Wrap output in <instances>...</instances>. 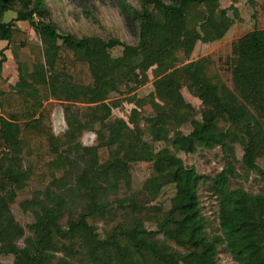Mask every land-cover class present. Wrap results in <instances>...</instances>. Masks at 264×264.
<instances>
[{"label":"trees","instance_id":"trees-1","mask_svg":"<svg viewBox=\"0 0 264 264\" xmlns=\"http://www.w3.org/2000/svg\"><path fill=\"white\" fill-rule=\"evenodd\" d=\"M221 1L140 0L135 8L127 0H115L136 33L137 43L130 45L118 38L59 33L44 0H0V42L8 49H25L29 34L17 23L28 22L42 49V60L31 70L19 66L16 91H0V146L4 148L0 152V264H5L2 258L10 257L13 264H221V247L240 250L239 264H264V192L253 194L232 186L233 180L242 177L236 164L246 178L255 174L264 182V168L258 162L264 158V30H254L233 44L231 87L210 73V58L184 64L195 42L173 39L200 13L199 40L205 44L223 40L234 19L221 8ZM248 1L264 9V0ZM231 9L236 18L235 7ZM11 11L15 18L4 22ZM7 48L0 51V78ZM119 48L121 55L114 57L112 51ZM89 53L99 58L96 69L91 67ZM150 71L158 78L170 75L198 99L201 119L190 103L173 101L171 86L161 85L154 92L159 109L175 118L177 125L171 119L141 115L144 103L131 97L133 139L119 143L108 131L120 106L111 97L122 88L133 92L144 87ZM56 103L68 126L59 136L52 126ZM186 124L192 127L189 134L180 130ZM86 133L96 135L95 146L83 144ZM237 145L242 147L241 159ZM218 147L225 167L214 177L199 175L178 156ZM26 150L33 163L24 168ZM79 162L84 163L76 179L80 210L70 208L64 192L53 190L58 184L56 174L71 172ZM137 163L153 168L143 190L110 201V191L130 188L131 166ZM105 171L116 178L107 189L96 175ZM49 179V188L21 204L34 217L26 235L12 205L30 180L45 184ZM201 184L208 185L218 204L217 235L208 231ZM61 185L65 187V182ZM169 187L174 189L170 208L154 212L151 204ZM117 210L123 211L124 219L103 237L90 220L105 219ZM59 245L72 251L58 257Z\"/></svg>","mask_w":264,"mask_h":264},{"label":"rangeland","instance_id":"rangeland-1","mask_svg":"<svg viewBox=\"0 0 264 264\" xmlns=\"http://www.w3.org/2000/svg\"><path fill=\"white\" fill-rule=\"evenodd\" d=\"M44 1L51 12V20L57 24L59 33L61 34H72L78 38L85 36H98L103 40L118 38L122 42L130 45H135L137 43L135 31L128 25V22L125 20V17L115 0ZM127 1L135 8L140 7V0ZM165 1L171 2L172 0ZM220 4L222 9H227V15L231 19H234L233 26L223 40L208 44L202 43L199 40L197 28L202 19L200 13L193 15L187 21L185 31L174 33L173 39L175 42H195L194 51L189 58V61H182L184 64L203 58H210L213 62L210 67V73L217 76L220 81L231 87L232 79L230 73V61L232 58L233 44L238 39L254 30H264V9L257 5L250 4L248 0H237L236 2H233L232 0H222ZM231 7H235L237 11L236 18L235 12ZM15 16V12H8L5 15L4 22H10ZM17 26L29 34V43L25 49H18L17 47L11 48L10 50L13 54L7 52L5 55L8 57H12L11 54L17 55L18 60L15 61L16 65L11 63V67L17 69L19 67L18 64H22L31 70L36 62L42 60L40 39L31 29L28 22H18ZM6 48L7 44L0 42V51ZM121 53L122 48L112 51L114 57L120 56ZM89 55L91 67L92 69H96L99 65V58L93 53H89ZM161 85L171 86L173 91V101L175 103H190L197 110V119H201L200 113L203 108L198 99L193 97L185 88L175 82L170 75L167 74L158 78L152 74V71H150L149 82L144 87L138 88L133 92H128V89L122 88L120 93L114 94L111 97L112 101L120 103V106L114 111V116L108 125V131L115 134L119 143L129 142L133 139V126L129 123V118L135 105L129 103L131 97H136V99H139L144 103L141 115L157 116L163 120L171 119L174 121L175 125H177L175 118L162 114L159 109V101L154 96V92L155 88ZM58 105L60 104L58 103ZM141 125L147 129V125H145L143 121H141ZM180 130L184 134H189L192 127L190 124H186L182 126ZM173 135L174 133L171 134V137H173ZM145 140L150 142L151 138L146 135ZM82 142L86 146H95L97 144V137L93 133H86L83 136ZM156 146H164V144H156ZM236 155L238 159H241L243 156L242 147L240 145L236 146ZM178 156L184 160L187 166L194 167L199 175L204 177H214L225 167L224 155L220 147L214 150L199 149L195 154L178 153ZM24 157L25 160L23 165L24 168H26L30 163H33V157L29 155L27 150ZM51 158L48 157V159ZM258 162L260 166L264 168V158L259 159ZM83 167L84 163L79 162L74 165L71 172L68 170L64 174L62 172L56 174L58 184L54 186L53 190L64 192L69 205H72L70 207L72 209L78 207L80 210L81 199L77 196L78 191L76 188V179L81 173ZM236 167L239 173L242 174V177L233 180V187H243L246 191L253 194L264 192L263 181H261L255 174H249L246 178V174L240 168L241 166L236 164ZM152 173V164H133L131 166L132 181L130 188L121 186L118 188V191H110V201H114L116 198H127L134 193H140L143 190L145 181L150 175H152ZM96 175L106 189L108 187L111 188L116 183V178L111 171L98 172ZM51 181L52 180L49 179L45 184H40L37 181L30 180L24 190L19 191L17 194V199L12 205V211L17 221L25 229L26 235L30 234L28 225L34 221V217L31 214L32 211H24L21 204L25 201L32 200L40 191L43 192L49 188ZM62 182H65V187L61 185ZM208 188L207 184H201L199 192L200 201L203 213L210 225L208 231L211 235H217L219 234L218 204ZM173 197L174 189L171 187L166 188L157 201L151 204L152 210L154 212L167 211L170 208L171 199ZM122 219H124L123 211L117 210L105 219L97 218L90 220V222L95 223V226L99 228L104 237L106 232L110 231L115 224ZM148 226L151 228L150 224H148ZM70 251H72L71 247L62 245L57 246L58 257H64V255ZM242 259L243 255L238 249L225 250L224 247L220 248L219 260L221 264H239ZM2 261L5 264H13L14 259L12 257L2 258Z\"/></svg>","mask_w":264,"mask_h":264},{"label":"crops","instance_id":"crops-1","mask_svg":"<svg viewBox=\"0 0 264 264\" xmlns=\"http://www.w3.org/2000/svg\"><path fill=\"white\" fill-rule=\"evenodd\" d=\"M3 50V49H2ZM7 52H10L13 54V52L9 49L5 50V54ZM12 57H8L7 55V61L3 65L2 69V78H0V91L6 92V93H14L16 91V85L19 82V67L15 69L14 67H11V63L15 64V61L18 60L17 55H12ZM16 65V64H15ZM22 64H18V66H21ZM44 95L46 94L45 91L42 92ZM50 101H53L52 99ZM48 102L46 101L45 104ZM57 104V107L55 108V111L52 115V126L55 135L59 136L62 135L68 128L67 123L64 118V113L62 110V107ZM60 104V103H59Z\"/></svg>","mask_w":264,"mask_h":264},{"label":"built area","instance_id":"built-area-1","mask_svg":"<svg viewBox=\"0 0 264 264\" xmlns=\"http://www.w3.org/2000/svg\"><path fill=\"white\" fill-rule=\"evenodd\" d=\"M3 150H4V148L0 146V152L3 151Z\"/></svg>","mask_w":264,"mask_h":264}]
</instances>
